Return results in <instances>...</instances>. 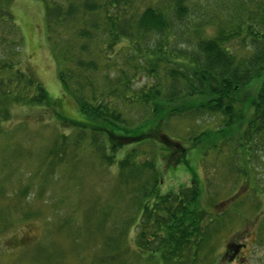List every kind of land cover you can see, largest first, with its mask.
Instances as JSON below:
<instances>
[{
	"label": "trees",
	"instance_id": "trees-1",
	"mask_svg": "<svg viewBox=\"0 0 264 264\" xmlns=\"http://www.w3.org/2000/svg\"><path fill=\"white\" fill-rule=\"evenodd\" d=\"M12 1L0 0V132L12 121V108L51 110L69 132L58 133L54 146L58 141L63 148L82 143L100 163L116 167L124 178L117 191L131 206L124 183L138 185L129 189L138 224L135 254L147 256L146 264H198V252L220 219L207 202L206 185L190 174L194 181L189 186L163 192L155 154L142 159L135 148L119 159L116 154L126 144L151 140L165 151L161 160L170 169L186 165L191 140L171 138L164 126L171 119H191L201 121L197 128L202 133V124L211 122L202 123L205 117L219 123L199 138L202 153L231 142L233 130L239 137L248 132L251 145L260 140L264 146V0H216L217 11L195 0H38L65 92L55 99L23 65V38L9 8ZM257 80L251 111L239 108L237 93ZM67 93L78 118L57 111ZM135 117L140 118L137 130L125 131ZM59 152L52 150L48 157ZM243 152L252 153L249 146ZM110 245L101 251L103 264L115 260L106 259Z\"/></svg>",
	"mask_w": 264,
	"mask_h": 264
},
{
	"label": "rangeland",
	"instance_id": "rangeland-1",
	"mask_svg": "<svg viewBox=\"0 0 264 264\" xmlns=\"http://www.w3.org/2000/svg\"><path fill=\"white\" fill-rule=\"evenodd\" d=\"M195 1L218 10L216 0ZM9 8L23 38L24 67L42 83L51 99L62 96L64 91L45 38L43 3L13 0ZM260 82H251L237 93L239 108L246 106L251 111ZM63 98L57 111L78 118L73 99L68 93ZM12 115V121L4 124L0 132V264H103L101 251L110 244L105 258L115 260L104 264H146L147 256L134 252L138 224L129 189L136 186L135 181L126 182L125 178L124 184L129 186L122 185L132 200L131 206L124 192L120 195V189L117 191L124 178H120L116 167L100 163L96 153L82 143L64 149L58 141L54 146L58 133L69 134L67 124L59 121L54 112L12 108ZM139 119L127 122L124 130L136 131ZM205 120L211 122L203 123ZM202 123V133L197 128L201 121L191 119H171L164 126L171 138L191 140L193 149L187 154L186 165L170 169L161 160L165 151L162 153L151 140L137 146L126 144L116 157L119 159L132 148L142 159L155 154L163 192L189 186L194 181L190 174L198 175L199 183L204 188L206 185L207 202L215 206L212 210L220 219L214 223L208 243L198 252V264H264V146L260 140L251 145L248 132L239 137L233 130L231 142L219 140V148L202 153L204 143L198 140L206 128L216 127L219 119L205 117ZM234 138L241 141L243 149L238 147V141L233 142ZM247 146L252 159L249 152H243ZM52 150H60L54 159L48 157ZM121 218L129 221L125 230ZM244 237L245 248L235 257L223 254L227 241L239 243Z\"/></svg>",
	"mask_w": 264,
	"mask_h": 264
},
{
	"label": "flooded vegetation",
	"instance_id": "flooded-vegetation-1",
	"mask_svg": "<svg viewBox=\"0 0 264 264\" xmlns=\"http://www.w3.org/2000/svg\"><path fill=\"white\" fill-rule=\"evenodd\" d=\"M245 242H246L245 237L242 238V241H240L239 243L233 240L227 241L225 243V249L223 251V254L225 255L229 254L230 256L234 255L235 257L238 252H240L243 248H245Z\"/></svg>",
	"mask_w": 264,
	"mask_h": 264
}]
</instances>
